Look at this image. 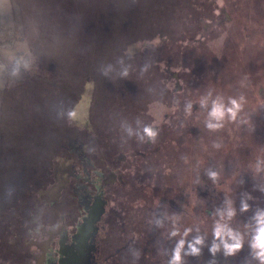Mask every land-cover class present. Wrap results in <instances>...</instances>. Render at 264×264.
<instances>
[{
	"label": "rangeland",
	"instance_id": "1",
	"mask_svg": "<svg viewBox=\"0 0 264 264\" xmlns=\"http://www.w3.org/2000/svg\"><path fill=\"white\" fill-rule=\"evenodd\" d=\"M260 2L0 0V264H259Z\"/></svg>",
	"mask_w": 264,
	"mask_h": 264
},
{
	"label": "clouds",
	"instance_id": "2",
	"mask_svg": "<svg viewBox=\"0 0 264 264\" xmlns=\"http://www.w3.org/2000/svg\"><path fill=\"white\" fill-rule=\"evenodd\" d=\"M233 108H228L225 110L222 104L213 103L212 111L210 112V117L213 120L220 121L225 115L234 116V109L238 107L237 102L235 100L231 101ZM219 123L213 124L209 123L208 127L210 129H217L221 127ZM150 133V130H146ZM242 210L247 211V206L245 205ZM234 210H229L227 215L231 217L234 215ZM255 221V227L253 229L251 241L249 247L252 250L254 259L259 261V264H264V211L257 212L253 217ZM213 235L215 239L219 240L220 243H213L210 252L215 255L217 251L220 250L221 245L223 246V251L226 256H231L240 251L243 248V239L241 235L235 232L232 228H230L227 224L218 223L214 229ZM202 244L201 239H197L195 241V245ZM195 245H189L190 254L199 255L200 249ZM183 248V241H181L175 251L173 256L172 264H180V250Z\"/></svg>",
	"mask_w": 264,
	"mask_h": 264
},
{
	"label": "flooded vegetation",
	"instance_id": "3",
	"mask_svg": "<svg viewBox=\"0 0 264 264\" xmlns=\"http://www.w3.org/2000/svg\"><path fill=\"white\" fill-rule=\"evenodd\" d=\"M230 1H232L233 10L235 11V13H231L230 12V14H229L228 10L225 8L226 11H227V13H228V15H232V16L233 15H236V12L239 9H242L245 6V0H230ZM241 3H242V5H241ZM260 3H261L260 0H253V3H252L253 10L254 11H257L258 10V18H259L260 11H261V9H260ZM217 8H218V5H215V6L212 5V8L210 10V12H211L210 13V17H209L208 20H210V18H212V17L214 18V16H215L214 13L217 10ZM233 10H232V12H233ZM237 15H239V14H237ZM234 20H236V18H234V16H233V18H230V19H225L224 18L223 19V23L228 26L227 27L228 30H225L224 33H222L221 31H219L218 34H217V36L218 37H225V36H227L226 38L232 36V34L236 32V31H234V30L231 29V27H232L231 22H233ZM240 22H241V24L243 23L242 21H240ZM239 31H240V28H237V32H239ZM213 32H216V31H212L211 36H215ZM258 32H260V31H258ZM261 39L264 42V39L262 38V36H261ZM262 51H264V48L262 49ZM263 87H264V82L261 79H258L257 82L255 83V90L252 91V92H254L253 95L256 96V97H257V95L261 96L260 92H263V90H264Z\"/></svg>",
	"mask_w": 264,
	"mask_h": 264
}]
</instances>
